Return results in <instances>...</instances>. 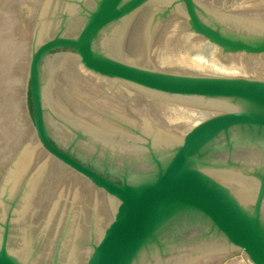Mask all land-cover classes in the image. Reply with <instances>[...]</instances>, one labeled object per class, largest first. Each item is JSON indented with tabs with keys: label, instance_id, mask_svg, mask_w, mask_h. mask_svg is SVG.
Returning a JSON list of instances; mask_svg holds the SVG:
<instances>
[{
	"label": "water",
	"instance_id": "95a60500",
	"mask_svg": "<svg viewBox=\"0 0 264 264\" xmlns=\"http://www.w3.org/2000/svg\"><path fill=\"white\" fill-rule=\"evenodd\" d=\"M153 1L0 0V264H264V78L123 59ZM167 1L264 55V0Z\"/></svg>",
	"mask_w": 264,
	"mask_h": 264
},
{
	"label": "rangeland",
	"instance_id": "374dc122",
	"mask_svg": "<svg viewBox=\"0 0 264 264\" xmlns=\"http://www.w3.org/2000/svg\"><path fill=\"white\" fill-rule=\"evenodd\" d=\"M168 4L169 1L150 3L119 24L118 28H123L119 31L124 32L125 51L120 55L123 59L170 72L264 78V65L260 69L252 66L258 60L264 64V56L223 55L220 48L188 30L180 8L167 18L152 23L154 13L163 12ZM241 255L226 257L221 264Z\"/></svg>",
	"mask_w": 264,
	"mask_h": 264
},
{
	"label": "bare ground",
	"instance_id": "6f19581e",
	"mask_svg": "<svg viewBox=\"0 0 264 264\" xmlns=\"http://www.w3.org/2000/svg\"><path fill=\"white\" fill-rule=\"evenodd\" d=\"M166 3V2H168L167 0H155V1H153L152 2V4L154 3V4H158V3ZM179 9V8H178ZM177 10V9H176ZM128 23H129V21H127ZM126 23V22H125ZM124 25V28H126L125 27V25L126 24H123ZM119 30H123V28H114V30H112L111 31V37L112 38H109L110 39V43H113V42H115V40H117V38L118 39H123V34L122 33H124V32H121V31H119ZM126 30V29H125ZM115 46V48H116V45H114ZM262 56H264V55H262ZM260 60H258V61H256V62H253L252 63V66H254L255 68H257V69H260V67L261 68H263L262 66L264 65V64H262L261 62H259ZM205 63V62H204ZM262 64V65H261ZM199 66V65H198ZM202 68V67H201ZM228 263V262H227ZM226 263V264H227ZM228 264H248L247 263V261H246V259H245V257H244V255H241V256H237V257H235L234 259H231L230 260V262L228 263Z\"/></svg>",
	"mask_w": 264,
	"mask_h": 264
}]
</instances>
